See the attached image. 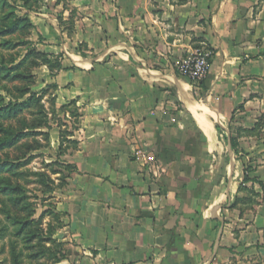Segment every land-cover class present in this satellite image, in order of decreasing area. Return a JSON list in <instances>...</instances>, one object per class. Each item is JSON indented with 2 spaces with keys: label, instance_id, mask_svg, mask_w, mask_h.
Masks as SVG:
<instances>
[{
  "label": "crops",
  "instance_id": "crops-1",
  "mask_svg": "<svg viewBox=\"0 0 264 264\" xmlns=\"http://www.w3.org/2000/svg\"><path fill=\"white\" fill-rule=\"evenodd\" d=\"M63 2L27 16L32 84L65 118L46 144L69 170L62 264H264V204L241 212L230 134L264 98V0ZM200 48L196 84L178 65Z\"/></svg>",
  "mask_w": 264,
  "mask_h": 264
},
{
  "label": "rangeland",
  "instance_id": "rangeland-1",
  "mask_svg": "<svg viewBox=\"0 0 264 264\" xmlns=\"http://www.w3.org/2000/svg\"><path fill=\"white\" fill-rule=\"evenodd\" d=\"M60 2L0 0V264H62L72 252L60 233L64 223L55 195L64 189L69 170L46 145L49 125L61 127L65 118L42 99L41 82L32 84L27 58L38 35L27 16L40 13L43 5H55L56 11ZM56 16L64 23V12ZM72 18L65 28L72 27ZM18 20H24L23 30L16 31ZM253 111L239 115L230 133L236 145L231 150L240 159L241 212L264 204V169L263 180L257 175L264 168L263 97ZM245 175L250 182L244 183Z\"/></svg>",
  "mask_w": 264,
  "mask_h": 264
},
{
  "label": "built area",
  "instance_id": "built-area-1",
  "mask_svg": "<svg viewBox=\"0 0 264 264\" xmlns=\"http://www.w3.org/2000/svg\"><path fill=\"white\" fill-rule=\"evenodd\" d=\"M212 52L208 49H196L189 58L178 65V71L183 78L193 83L204 82L211 71Z\"/></svg>",
  "mask_w": 264,
  "mask_h": 264
},
{
  "label": "trees",
  "instance_id": "trees-1",
  "mask_svg": "<svg viewBox=\"0 0 264 264\" xmlns=\"http://www.w3.org/2000/svg\"><path fill=\"white\" fill-rule=\"evenodd\" d=\"M23 21L24 20H18L17 21V23H16V25H15V27H16V31H20V30H23L26 26L24 25V23H23ZM34 51V50H33ZM35 57H36V59L37 58H45V56H43L42 54H38V53H36V51H34V52H30V54H29V57H27L28 59H29V62H30V65H32L33 67H34V65H36V62H35ZM27 59V60H28ZM45 61H47L46 59H45ZM46 63V62H45ZM21 64H19V66H20ZM19 66H17V69H18V67ZM42 97V96H41ZM68 134V133H67ZM49 138V135L47 136V139ZM232 141V143H234V145H233V147H234V149H235V147H236V145H235V141L232 139L231 140ZM67 169V168H66ZM247 182H250V178L247 176V175H245L244 176V183H247Z\"/></svg>",
  "mask_w": 264,
  "mask_h": 264
}]
</instances>
